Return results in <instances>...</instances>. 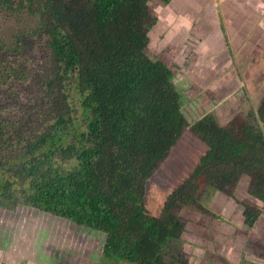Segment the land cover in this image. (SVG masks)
Segmentation results:
<instances>
[{
	"label": "trees",
	"instance_id": "trees-1",
	"mask_svg": "<svg viewBox=\"0 0 264 264\" xmlns=\"http://www.w3.org/2000/svg\"><path fill=\"white\" fill-rule=\"evenodd\" d=\"M153 1L0 0L34 21L0 39V99L17 98L15 84L41 96L21 117L0 109V210L102 233L105 260L180 264L166 260L180 209L204 210L206 191L232 198L244 176L264 203V97L226 126L209 112L189 123L172 64L146 54ZM34 42L48 57L41 78L22 55ZM241 205L250 228L261 209Z\"/></svg>",
	"mask_w": 264,
	"mask_h": 264
},
{
	"label": "rangeland",
	"instance_id": "rangeland-1",
	"mask_svg": "<svg viewBox=\"0 0 264 264\" xmlns=\"http://www.w3.org/2000/svg\"><path fill=\"white\" fill-rule=\"evenodd\" d=\"M162 5L159 0L150 3L151 16L162 18L150 29L146 54L153 60L160 59L172 64L173 83L181 96V111L186 120L192 123L209 112L221 126H226L235 116L244 118L264 96L262 91H255L258 86L253 83L257 80L254 78L249 85L244 83L250 93L241 91L239 87L234 96L231 94V102L224 101L229 95L221 93L219 85L214 84L218 79L208 76L209 70L204 64L205 70H200L203 50L198 44L202 43L204 37L202 30L197 28V19L192 20L193 28L188 31L189 36L185 40L180 35L167 40L164 23L166 12L161 9ZM33 26V19L23 12L10 15L0 11V39L9 40L19 29ZM29 47L28 52H23V59L28 60L27 65L38 78L49 67L45 62L48 58L46 48L39 42ZM238 78L239 83L243 82L240 73ZM15 85L19 88L14 93L17 98H13V92H3L0 109H12L14 114L21 117L41 96L35 90ZM248 185L249 178L244 176L238 181L232 198L219 192L206 191L201 198L204 210L197 211L191 207L180 209L185 231L179 241L169 244L166 260L171 261L179 256L180 264H264V203L249 195ZM244 200L253 201L261 209L250 228L244 224L242 216L241 202ZM7 234H11V237ZM104 238L102 233L42 215L29 208L19 207L14 212L0 210V257L6 250L9 257H16L18 261L30 256L35 261L39 257L45 258L52 264H130L117 258L102 259ZM25 250L26 254L23 253ZM5 257L2 261L7 264L9 258Z\"/></svg>",
	"mask_w": 264,
	"mask_h": 264
},
{
	"label": "crops",
	"instance_id": "crops-1",
	"mask_svg": "<svg viewBox=\"0 0 264 264\" xmlns=\"http://www.w3.org/2000/svg\"><path fill=\"white\" fill-rule=\"evenodd\" d=\"M163 5L160 7L166 12L167 40L179 35L185 40L193 28L192 20L197 19V28L204 37L198 44L203 50L200 70H205L204 64L209 70L208 76L218 79L214 84L229 95L224 101L231 102V94L234 96L239 87L250 93L244 83L252 84L254 78L257 81L253 84L258 86L255 91L264 94V0H170ZM157 18L160 23L162 17ZM239 73L243 80L240 83ZM5 256L9 258L7 264H52L42 257L35 261L28 256L18 261L16 257H9L6 250L1 253L0 264H6L2 261Z\"/></svg>",
	"mask_w": 264,
	"mask_h": 264
}]
</instances>
